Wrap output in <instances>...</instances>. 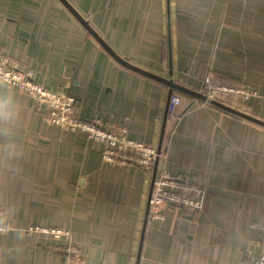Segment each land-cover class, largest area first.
<instances>
[{
	"label": "crops",
	"instance_id": "obj_1",
	"mask_svg": "<svg viewBox=\"0 0 264 264\" xmlns=\"http://www.w3.org/2000/svg\"><path fill=\"white\" fill-rule=\"evenodd\" d=\"M66 1L136 68L197 94L207 78L256 90L257 104L227 106L264 122V0ZM0 52L48 91L74 98L82 122L125 127L130 141L166 150L173 176L207 188L200 215L169 207L164 222L150 219L153 174L107 164L102 144L50 125L45 105L0 83V212L11 230L0 235V264H73L61 250L69 244L77 264L259 258L263 128L174 93L182 120L168 129L169 89L118 65L57 0H0ZM35 227L60 228L64 238Z\"/></svg>",
	"mask_w": 264,
	"mask_h": 264
},
{
	"label": "built area",
	"instance_id": "obj_2",
	"mask_svg": "<svg viewBox=\"0 0 264 264\" xmlns=\"http://www.w3.org/2000/svg\"><path fill=\"white\" fill-rule=\"evenodd\" d=\"M0 83L16 88L27 94L35 103L45 105L49 109L47 122L75 137L78 133L103 145L102 159L114 167L142 168L155 178L152 195L149 201L150 219L165 221L162 210L166 207L179 208L189 216L202 213L206 186L185 175L173 176L170 172L168 155L165 149L156 150L150 146L130 141L128 130L121 126H108L100 122L88 124L78 118L76 100L67 95H57L48 91L44 83H36L29 74H24L7 63V58L0 52ZM202 95L210 101L225 102L232 95L249 96L243 91L218 85L207 78L201 88ZM182 120V96L173 94L169 101L166 127L177 128ZM10 231L0 212V235ZM61 236V235H59ZM262 249L261 255L254 264H264V235L253 243ZM244 255L252 256L251 247L246 248Z\"/></svg>",
	"mask_w": 264,
	"mask_h": 264
},
{
	"label": "water",
	"instance_id": "obj_3",
	"mask_svg": "<svg viewBox=\"0 0 264 264\" xmlns=\"http://www.w3.org/2000/svg\"><path fill=\"white\" fill-rule=\"evenodd\" d=\"M63 7L65 10H67L73 17L74 19L88 32V34L98 43V45L100 47H102L104 49V51L111 56V58L121 67L132 71L133 73H136L140 76H143L147 79L153 80L159 84H162L164 86H166L169 89V96H168V100H167V107H166V115H165V120H164V126H166V121H167V116H168V107H169V101L171 96L174 93H180L182 95L185 96H189L191 98H194L196 100H199L200 102L207 104V105H211L227 114H230L232 116H235L237 118H240L242 120H245L257 127L263 128L264 129V122H261L257 119L251 118L247 115L241 114L235 110H232L231 108H229L227 105L221 104L217 101H210L207 99L206 96L202 95V94H197L195 92H192L190 90H187L186 88L179 86L171 81H166L163 80L161 78H158L154 75H151L139 68H136L132 65H130L129 63H127L125 60L121 59L119 56H117L108 46L107 44L93 31V29L90 27V25L83 20L78 14L77 12L70 6V4L66 1V0H57ZM154 178H155V172L153 174V181H152V188H153V183H154ZM151 194H152V189H151ZM150 194V197H151ZM150 201V198H149ZM148 216H149V206H148Z\"/></svg>",
	"mask_w": 264,
	"mask_h": 264
},
{
	"label": "rangeland",
	"instance_id": "obj_4",
	"mask_svg": "<svg viewBox=\"0 0 264 264\" xmlns=\"http://www.w3.org/2000/svg\"><path fill=\"white\" fill-rule=\"evenodd\" d=\"M218 83V82H217ZM218 85H220L221 86V84L220 83H218ZM223 87H226V86H223ZM228 88H231V87H228ZM231 89H235V90H241V91H243V92H245V93H248L249 94V96L247 97V96H241V95H232L225 103L227 104V105H229L230 107H234V108H236V106H238V105H241V104H248V103H251V102H255L256 104L258 103V102H260V101H258V99L257 98H259L258 97V93L256 92V90H254V89H252V88H250V87H244V88H231ZM257 99V100H256ZM256 101H258V102H256ZM152 195V194H151ZM149 198H151V197H149ZM166 208H169V207H166ZM165 209V208H164ZM163 209V210H164ZM162 210V211H163ZM150 212V211H149ZM149 218H150V215H149ZM167 219V218H166ZM162 222H164V221H162ZM9 227V226H8ZM10 229V228H9ZM31 233H34V234H45V235H47L48 237H51V238H53L54 240H60V239H62V238H64V233H65V231L64 230H61L60 228H40V227H35V228H31V230H29ZM10 232H11V230L10 231H8L7 233H5L3 236H7V235H9L10 234ZM59 235H61V236H59ZM54 249H59L60 250V247H55ZM259 250H260V254H261V250L262 249H260V248H258ZM61 250H63L62 252H65V254L67 255V254H70V258H68L69 260H70V262H72L73 264H77L78 263V260H77V258L75 257V256H73L72 255V253L73 252H75V251H78L77 250V248H76V246H73V247H71L70 246V244H69V246L68 247H65V248H62ZM71 256H73V258H71ZM68 257V256H67ZM72 259V260H71ZM80 260V259H79ZM82 261V260H81Z\"/></svg>",
	"mask_w": 264,
	"mask_h": 264
}]
</instances>
